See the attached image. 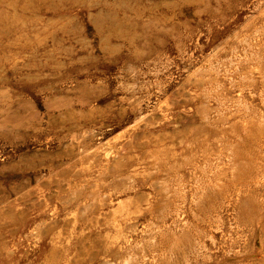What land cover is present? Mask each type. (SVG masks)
Here are the masks:
<instances>
[{"label":"rangeland","instance_id":"374dc122","mask_svg":"<svg viewBox=\"0 0 264 264\" xmlns=\"http://www.w3.org/2000/svg\"><path fill=\"white\" fill-rule=\"evenodd\" d=\"M0 264H264V0H0Z\"/></svg>","mask_w":264,"mask_h":264}]
</instances>
